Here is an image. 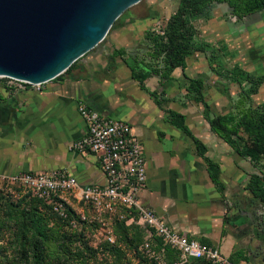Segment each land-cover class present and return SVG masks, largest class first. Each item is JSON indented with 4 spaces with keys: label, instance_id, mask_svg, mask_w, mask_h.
<instances>
[{
    "label": "crops",
    "instance_id": "0c3cea01",
    "mask_svg": "<svg viewBox=\"0 0 264 264\" xmlns=\"http://www.w3.org/2000/svg\"><path fill=\"white\" fill-rule=\"evenodd\" d=\"M159 3L147 0L148 13L143 17L123 16L97 48L59 77L17 93L19 98H0V174L63 171L80 187L104 186L96 156L70 148L85 133L77 113L82 104L103 118L125 122L140 142L145 187L138 193L139 205L151 209L178 234L215 247L223 258L239 253L236 264H254V242L261 234H252L254 218L240 198L254 167L209 131L203 106L185 90L186 79H201L202 100L210 116L222 115L231 111L236 98H219L227 104L215 111L218 98H206L205 90L214 81L212 76L224 79L210 71L201 53L185 59L183 72L172 71L162 93L158 76L144 79L143 88L130 76L131 51L142 52L144 33L159 30L154 13ZM140 23L145 25L139 28ZM248 34L252 37L248 67L253 72L264 61V53H259L264 47V18L249 20ZM176 115L204 147L203 157L219 166L221 189L209 179L196 143L177 127Z\"/></svg>",
    "mask_w": 264,
    "mask_h": 264
},
{
    "label": "rangeland",
    "instance_id": "374dc122",
    "mask_svg": "<svg viewBox=\"0 0 264 264\" xmlns=\"http://www.w3.org/2000/svg\"><path fill=\"white\" fill-rule=\"evenodd\" d=\"M146 6L147 0H140L125 9L113 24L128 13L145 16L148 13ZM175 6L176 0H160L155 5L158 29ZM253 18L263 19L264 11L234 21L225 5L221 4L213 9L210 20H195L193 25L198 31L197 40L208 43L216 50L220 68L230 69L236 65L255 75H264V61L258 63L259 69L253 72L248 67V50L252 41L248 23ZM144 25L140 23L138 27ZM259 53L261 56L264 53L263 46ZM211 78L214 81H210L205 90L206 98H218L215 111L224 110L227 103L224 105L222 99L219 102V98L234 99L239 88L235 83L214 76ZM29 89L36 87H23L0 78V98H17V93ZM251 98L253 104L264 106V82ZM251 171L260 176L264 187V156ZM240 198L242 203L249 205L245 210L254 218L252 234H261L254 242V264H264V233L257 227V215L262 205L248 191ZM70 200L77 219L74 228L56 218L44 204L36 203L23 187L14 186L9 192L0 189V264H154L144 253V243L149 244L154 252L163 249L167 261L178 260L176 253L165 248L146 226L138 222L132 210L118 208L110 214L93 205ZM167 251L171 254L167 255Z\"/></svg>",
    "mask_w": 264,
    "mask_h": 264
},
{
    "label": "trees",
    "instance_id": "16d2710c",
    "mask_svg": "<svg viewBox=\"0 0 264 264\" xmlns=\"http://www.w3.org/2000/svg\"><path fill=\"white\" fill-rule=\"evenodd\" d=\"M221 4L225 5L228 13L237 21L264 10V0H176L175 11L168 16L158 30L161 34L158 31L145 32L142 37L144 50L142 52L140 50L131 51L130 76L138 82L141 88H143L144 79L151 75L158 76L160 93H162L164 84L170 80L172 71L178 68L183 72L185 59L194 53H201L209 62L208 67L214 75L238 86L236 102L231 111L222 115L210 116L209 108L202 100L203 81L186 79L185 90L193 101L203 106V118L209 131L235 153L247 159L255 168L259 159L264 156V106L253 104L251 97L257 94L263 84L264 75H254L236 65L230 69L220 68L216 50L208 43L197 40L198 31L193 25L195 20H209L213 9ZM176 117L179 119L176 123L177 127L192 138L196 143L198 155L203 157L205 150L202 144L191 136L183 124V118L180 115ZM203 159L209 179L221 189L218 179L219 166L205 157ZM244 189L262 205L257 215V227L261 233H264V187L261 185L260 176L255 173L250 174ZM170 254L167 251V255ZM240 257L239 253H233L226 259V262L236 264ZM190 262L205 264L201 260H190Z\"/></svg>",
    "mask_w": 264,
    "mask_h": 264
},
{
    "label": "built area",
    "instance_id": "2783aa9c",
    "mask_svg": "<svg viewBox=\"0 0 264 264\" xmlns=\"http://www.w3.org/2000/svg\"><path fill=\"white\" fill-rule=\"evenodd\" d=\"M235 19L232 16V20ZM158 33L161 34L160 31ZM8 80L36 89L41 85ZM77 113L84 121L85 133L70 148L78 153L96 156L106 180L104 186L80 187L63 171L50 174L21 171L0 174V189L9 192L14 186L23 187L32 198L44 204L56 218L72 228L76 226L77 219L70 198L110 214L118 208L132 210L138 222L146 226L165 248L178 255L176 262L167 261L163 249L154 252L149 244L144 243V253L154 264H186L190 260L227 264L215 247L178 234L165 226L151 209L139 205L138 193L145 187L144 157L142 146L130 133L129 126L123 121L103 118L82 104L77 106Z\"/></svg>",
    "mask_w": 264,
    "mask_h": 264
},
{
    "label": "water",
    "instance_id": "95a60500",
    "mask_svg": "<svg viewBox=\"0 0 264 264\" xmlns=\"http://www.w3.org/2000/svg\"><path fill=\"white\" fill-rule=\"evenodd\" d=\"M140 0H0V78L40 85L97 48Z\"/></svg>",
    "mask_w": 264,
    "mask_h": 264
}]
</instances>
